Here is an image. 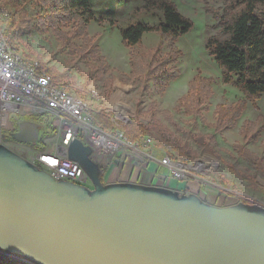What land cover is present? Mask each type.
Returning a JSON list of instances; mask_svg holds the SVG:
<instances>
[{"label":"rangeland","instance_id":"1","mask_svg":"<svg viewBox=\"0 0 264 264\" xmlns=\"http://www.w3.org/2000/svg\"><path fill=\"white\" fill-rule=\"evenodd\" d=\"M188 1L193 3L194 27L178 40L182 55L176 64L181 74L163 94L154 91L152 82L145 88L132 77L131 52L116 27L126 26L130 18L135 20L139 0H91L99 23L93 20L88 24L89 33L94 37L95 53L86 52V55L80 48L82 37L74 39L77 45L74 48L64 43L50 26L43 30V19L51 13V8L43 3L36 0H0V13L4 8L11 13L13 18L10 24L14 21L19 49L38 58L45 69L50 67L63 73V77L56 79L68 82L77 96L87 98L81 97L91 103L94 121L104 130L111 131V128L105 126L108 120L102 119L103 114L115 123L114 134L138 123L150 130L138 141L139 145L127 143L125 148H139L145 153L151 151L154 158L168 154L190 164L204 188L213 193H226L222 201H215L213 197L204 198L211 204L224 206L230 205L227 204L229 202L245 201L264 205V169L240 154L236 146L242 144L264 163V94L252 101L239 87L224 82L223 67L207 48L208 38L220 28V14L228 0ZM208 7L214 8L217 13L209 11ZM103 21L105 23L101 24ZM102 27L106 28L103 30ZM63 29L71 30V25H65ZM164 44V51L169 52L168 44ZM143 48L146 59L150 60L156 47L143 43ZM113 59L118 62L114 63ZM198 70L205 76L214 77L212 93L202 105V115L206 121L200 115L188 114L178 107L180 98L188 93L189 82ZM244 99L245 106L235 125L218 130L215 126L217 105H235ZM41 116L46 122L53 119L49 114ZM16 118L19 119L20 115L13 113L12 119ZM146 139L151 143L148 144ZM4 143L17 152L21 151L11 143ZM25 147L31 146L25 144ZM120 155L119 152L93 154V157L107 164ZM89 184L93 187L92 183ZM7 257L28 263L19 257Z\"/></svg>","mask_w":264,"mask_h":264},{"label":"water","instance_id":"2","mask_svg":"<svg viewBox=\"0 0 264 264\" xmlns=\"http://www.w3.org/2000/svg\"><path fill=\"white\" fill-rule=\"evenodd\" d=\"M33 127L38 136L39 125ZM67 154L93 187L55 179L5 144L0 129V257L30 264H264V205L219 206L167 186L105 182L104 167L80 138Z\"/></svg>","mask_w":264,"mask_h":264},{"label":"trees","instance_id":"3","mask_svg":"<svg viewBox=\"0 0 264 264\" xmlns=\"http://www.w3.org/2000/svg\"><path fill=\"white\" fill-rule=\"evenodd\" d=\"M36 1L51 8V13L43 19V30H47L50 26L64 43L74 48H77L74 39L82 37L80 48L85 55L86 52L95 53L94 37L88 30L89 22L97 18L91 0ZM144 9L162 10L163 21L159 25H151L143 21L133 22L121 30V35L124 44L130 48L132 77L145 88L152 82L154 91L163 94L170 83L181 74L176 64L177 59L182 55L178 40L194 27V21L183 14L173 0H146ZM207 9L214 14L217 13L214 8ZM220 16V28L216 34L208 38L207 48L223 67V81L236 85L246 93L248 99L256 101L264 94V0H228ZM13 24L14 21L10 24V28ZM65 25H71V30H64ZM147 31H157L162 37L150 60L146 59L143 48V35ZM165 42L170 48L169 52L164 51ZM46 70L55 79L63 77V73L56 72L53 68L47 67ZM213 80V76H205L201 70H198L189 82L188 93L180 98L178 107L188 114L200 115L202 120L206 121L202 115V105L212 93ZM245 103L244 99L235 105L218 104L216 128L221 130L235 125ZM39 117L43 119L41 115ZM102 119L108 120L106 127L116 130L115 123L107 115L103 114ZM52 120L47 121L46 130L36 148H44V138L56 133ZM148 132L150 130L141 123L128 125L125 128L127 138L132 142L139 141ZM236 146L240 154L258 168L264 169L263 160L258 155L242 144ZM0 264L30 263L10 260L6 256L0 257Z\"/></svg>","mask_w":264,"mask_h":264},{"label":"built area","instance_id":"4","mask_svg":"<svg viewBox=\"0 0 264 264\" xmlns=\"http://www.w3.org/2000/svg\"><path fill=\"white\" fill-rule=\"evenodd\" d=\"M5 22L10 24L12 15L5 13ZM14 33V26L7 27V34ZM42 115L53 117L56 127V141L44 148L32 149L26 158L39 168L50 173L57 180H69L91 186V177L82 165L68 156V147L75 138H80L86 145H91L93 154L121 153L123 159H145L147 155L141 149L125 148L127 143L139 145L127 138L125 130L111 136H103L101 125L93 123L92 114L82 109V104L66 95L62 84L47 80L44 75L33 69L32 63L18 60V56L6 43V34H0V129L1 132L13 127L12 114ZM120 136V137H119ZM148 144L151 142L147 141ZM160 163L168 165L174 176L186 178L190 171L183 167L181 159L170 155L160 159Z\"/></svg>","mask_w":264,"mask_h":264},{"label":"crops","instance_id":"5","mask_svg":"<svg viewBox=\"0 0 264 264\" xmlns=\"http://www.w3.org/2000/svg\"><path fill=\"white\" fill-rule=\"evenodd\" d=\"M173 1L177 4V6L179 7L180 11L183 14H185L186 16L192 19L194 18V13L192 8L193 3H191L188 0H180L181 4H179V0H173ZM144 2L145 0H139L138 11L134 13L135 20H132V18H130V20L127 22L126 26L124 27H122L121 25L118 26L116 25L118 31L121 32L123 28L127 27L129 24L133 22L143 21L151 25H159L160 22L163 21L164 12L162 10H155V11L145 10L143 8ZM96 17L97 18L94 20L99 23L97 14ZM104 23L105 21L101 22V24ZM102 28L104 30V28L106 27H102ZM160 41H161V36L157 31H147L143 35V43L146 46L149 45L151 47H156L160 43ZM128 49L130 53V48L128 47ZM112 61L114 63L118 62V60L116 59H113ZM48 139H52V141L49 142ZM44 141L46 147L50 144H53L56 141V137L55 135L51 137H45ZM35 147H37V145ZM32 149H34V147L22 146L21 151H19V153L22 155H26L29 154L32 151ZM148 153L152 154L151 151H149ZM145 154L147 155V152ZM165 156H167V154L163 156L161 154L160 157L154 158V156L152 155V157L148 156L145 159L137 160L131 158L123 159V156L121 154L120 157L114 158L111 162L107 164L100 162L105 169L103 179L105 182L131 181V182H138L143 184L167 186L175 190H179L181 193H196L203 199L204 198L208 199L213 197L215 201L217 199L222 201L223 198L226 197V193L224 192L213 193V191L204 188L203 185L200 184L199 179L196 177L197 174L195 170H192L193 169L192 166L188 163H187L188 166L186 165L185 167H187L188 171H190V169L192 170L190 171L191 172L190 175L187 176L186 178L175 177L171 168L168 165L160 163V159H162ZM230 203L232 204L233 202H229L227 204Z\"/></svg>","mask_w":264,"mask_h":264},{"label":"bare ground","instance_id":"6","mask_svg":"<svg viewBox=\"0 0 264 264\" xmlns=\"http://www.w3.org/2000/svg\"><path fill=\"white\" fill-rule=\"evenodd\" d=\"M5 13L7 15H11V13L7 10H5ZM0 16H3V11L0 13ZM0 34H6V43L9 44L10 49H13L14 53L18 56V60H25V62L32 63L33 69L36 70L39 74L44 75V77L47 78V80H53L55 82H58L64 86V89L66 91V95L72 97L74 100H76L78 103L82 104V109H87L89 113L92 114L93 117V123L97 124L94 121V108L91 105L90 102L83 100L81 97L77 96L75 92L73 91L72 86L68 82H63L55 79L53 76L49 74V72L45 69V66L43 63L38 59L33 56H30L28 54H25L23 50H20L17 43H16V35L17 33L14 31V33H9L7 34V22H5V19L0 18ZM21 48V47H20ZM103 136H111V131H107L103 129ZM187 164L183 163V167H185Z\"/></svg>","mask_w":264,"mask_h":264},{"label":"flooded vegetation","instance_id":"7","mask_svg":"<svg viewBox=\"0 0 264 264\" xmlns=\"http://www.w3.org/2000/svg\"><path fill=\"white\" fill-rule=\"evenodd\" d=\"M12 122L13 127L11 129L2 131V140L3 142L11 143L20 148L25 146V144H28L31 147L32 145H38L43 136V132L46 130L47 123L44 119L40 118L39 115H20L19 119H12ZM34 124L39 125L40 131L38 136L33 127ZM23 139H25V141H22Z\"/></svg>","mask_w":264,"mask_h":264}]
</instances>
